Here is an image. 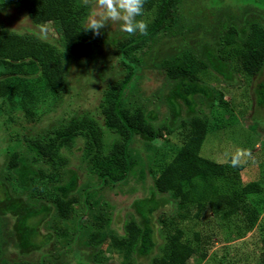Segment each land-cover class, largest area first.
Returning a JSON list of instances; mask_svg holds the SVG:
<instances>
[{
  "label": "trees",
  "instance_id": "16d2710c",
  "mask_svg": "<svg viewBox=\"0 0 264 264\" xmlns=\"http://www.w3.org/2000/svg\"><path fill=\"white\" fill-rule=\"evenodd\" d=\"M185 1L145 0L143 10L157 9L156 17L148 26L147 35H138L125 44L113 43L123 56L128 73L123 81L104 92L98 115H77L42 137L27 138L23 151L10 146L14 151H7V167L0 172V258L6 251L16 249L20 262L12 264H105L107 261L98 260L95 253L89 259L83 252V245L90 247L94 241L91 234L82 243L88 228L83 218L99 205L102 192L121 188L136 176V144L148 146L183 129V146L153 179L148 193L135 198L131 219L124 223V234L113 237L114 249L125 260L122 264L190 263L196 248H201V235L196 234L194 249L179 228L162 246L155 221L165 207L178 205L185 212L180 213L184 220L202 221L209 214V220L213 215L221 222L240 215L247 231L257 226L259 212L247 204V199L262 193L260 182L243 185L239 171L231 164L217 163L202 155L210 132L208 113L216 107L228 109L229 104L220 91L200 79L195 65L167 68L162 73L161 86L140 96V105L125 101L128 87L137 76L136 65L126 57L159 33L172 31L173 35L174 13ZM203 1L217 12L230 5L251 7L261 14L252 13L253 18H248L251 11L247 10V16L240 19L229 15L214 19V26H199L202 37L187 51L197 57L200 67L217 76L227 89L240 86L234 61L252 79L263 74L264 0H248L242 5L238 0ZM19 3L24 5L32 25H52L59 36L55 44L38 36L0 30V100L7 99L12 106L18 103L27 117L31 115L37 121L38 116H43L37 111L40 100L50 98L54 105L67 91V59L79 57L98 36L86 31L91 8L82 0ZM252 97L259 108L264 107V81L252 90ZM228 120L225 118V122ZM68 155L80 163L72 165ZM192 186L196 188L193 192L189 191ZM78 206L82 207L81 212L77 211ZM112 214H108L109 229ZM73 217V233L57 223L51 224ZM46 224H51L48 234L37 241ZM45 245L52 248L38 257L32 256ZM207 256L200 253L198 261L202 263ZM225 262L222 260L221 264ZM1 264L10 263L2 259ZM260 264H264V247Z\"/></svg>",
  "mask_w": 264,
  "mask_h": 264
},
{
  "label": "rangeland",
  "instance_id": "374dc122",
  "mask_svg": "<svg viewBox=\"0 0 264 264\" xmlns=\"http://www.w3.org/2000/svg\"><path fill=\"white\" fill-rule=\"evenodd\" d=\"M240 4L248 0H238ZM252 3V0H250ZM256 2V1H254ZM251 13L248 18L260 15L261 12L251 7L227 6L219 12L209 9L203 0H186L174 13V34L172 31L159 33L156 37L146 42L137 51L127 56L137 67V76L128 87L125 94L126 103L138 106L141 103L140 96L149 95L158 89L163 81L164 71L169 67L182 64L196 66L197 75L206 84L210 85L224 95L229 104L228 109L216 107L208 113L210 132L204 144L202 155L217 163L230 164L229 155L237 149L251 151V157L245 155L238 170L242 184L247 185L257 181L263 187L260 194L250 195L247 204L259 212V222L250 231L245 228L244 217L238 215L227 221H219L212 215L209 220L207 215L202 221L184 220L178 205L165 207L156 216L155 226L161 245H165L169 235L176 233V229L184 230L185 240L194 249L196 248V234H200V249L190 259L189 264H260L264 247V107L259 108L252 97V90L264 81V72L259 77L252 79L240 69L238 61L233 65L238 71L240 86L227 89L220 79L209 70L200 67L199 60L194 54L187 51L188 46L201 39L202 32L198 27L216 24L214 19L227 18L235 15L238 19L245 17L246 11ZM157 9L144 11L137 17L144 20L149 26L155 19ZM47 38L51 43L58 44L59 36L52 25H48ZM0 30H8L21 35H34L40 37L38 27L32 25L27 16L25 7L19 0H0ZM186 30L187 34L182 31ZM139 33L132 36L120 30L119 22L109 21L101 30V35L96 41L90 42L81 52L79 57L67 59L68 74L65 81L66 93L52 105L50 98L40 100L37 111L43 114L37 117V121L26 116L20 105H11L7 99L0 100V172H3L8 163L9 150L23 151L26 148L24 142L27 138L42 137L53 127L58 126L74 116L91 113L99 114V107L104 92L112 85L125 79L128 70L123 65V56L119 54L116 44H125L129 40L137 38ZM55 40V41H53ZM116 43V44H113ZM186 51V52H185ZM3 68L0 67V72ZM134 104V105H133ZM225 118L229 119L225 122ZM184 129L175 136H164L156 143L148 146L135 145L136 176L127 185L114 191L105 190L100 195V203L92 213L83 218L87 224L84 240L93 234L92 245H83V252L88 258L98 255V260L107 261L105 264H122L125 262L122 254L114 249V235L124 234V223L131 219L133 213L132 204L135 198L143 197L153 184V179L158 177L162 170L169 165L175 157L176 151L183 146ZM10 146L11 149H10ZM13 150V151H14ZM69 156V155H68ZM70 158L72 165H78V159ZM81 159V158H80ZM192 186L189 190L193 192ZM189 194L187 195V197ZM114 208V209H109ZM81 212L82 207L78 206ZM105 212V213H104ZM112 212V224L108 228V214ZM192 216V214H191ZM68 229L73 233L75 227L74 217L69 220H54L52 225ZM51 224H46L41 229V236L37 241H42L48 234ZM48 226V227H47ZM114 230V232L112 230ZM63 244L66 240L62 239ZM81 244V243H80ZM62 245V244H61ZM51 245H45L41 252L33 253L38 257ZM161 253V249H159ZM207 253L205 261L200 263L199 254ZM18 251L10 250L0 258L10 264L20 262ZM93 255V256H91ZM226 259V260H225ZM30 260L29 258L27 259Z\"/></svg>",
  "mask_w": 264,
  "mask_h": 264
},
{
  "label": "clouds",
  "instance_id": "9594fccd",
  "mask_svg": "<svg viewBox=\"0 0 264 264\" xmlns=\"http://www.w3.org/2000/svg\"><path fill=\"white\" fill-rule=\"evenodd\" d=\"M85 6H89L91 11L86 17V31H91L94 36L101 35L109 21L119 22L120 30L129 35L148 34V25L144 20L137 17L143 15L145 0H82ZM41 39L47 38V24L38 25ZM247 155L251 157V151L237 149L229 155L232 167H238L241 159Z\"/></svg>",
  "mask_w": 264,
  "mask_h": 264
}]
</instances>
